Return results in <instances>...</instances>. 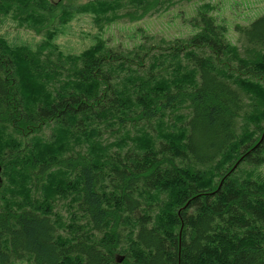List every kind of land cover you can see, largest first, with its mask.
Instances as JSON below:
<instances>
[{
  "label": "trees",
  "instance_id": "16d2710c",
  "mask_svg": "<svg viewBox=\"0 0 264 264\" xmlns=\"http://www.w3.org/2000/svg\"><path fill=\"white\" fill-rule=\"evenodd\" d=\"M163 1L0 0L45 37L0 35V264H264V15L242 52L209 3L187 37L103 38ZM74 11L100 28L79 53Z\"/></svg>",
  "mask_w": 264,
  "mask_h": 264
},
{
  "label": "rangeland",
  "instance_id": "374dc122",
  "mask_svg": "<svg viewBox=\"0 0 264 264\" xmlns=\"http://www.w3.org/2000/svg\"><path fill=\"white\" fill-rule=\"evenodd\" d=\"M89 0H63L64 4L73 9L85 4ZM167 7L165 13L152 14L144 19L131 22L120 17L122 12L117 13L116 20L109 25L103 24V38L109 39L110 45L116 47L121 44L123 47H131L142 38V34H156L159 37L176 38L187 37L195 31L190 21L197 17V11L203 3H209L216 8V20L225 23L227 28V39L236 46L239 52L244 50L236 26L247 25L264 15V0H165ZM163 1V2H165ZM74 17L66 25H57L60 34L57 36V43L66 52L79 53L87 48L94 37L100 31L94 18L88 14L74 11ZM113 15L111 14L110 17ZM11 17L0 20V35L9 38L15 43L31 44L35 47L45 41L44 35L36 34L26 26L18 27ZM141 29L144 32H139ZM139 34H136L138 33ZM241 40V41H240ZM264 52V50L262 51ZM57 211L65 218L68 212L64 204H57ZM67 224H65L66 226ZM12 264H35L30 258L13 259Z\"/></svg>",
  "mask_w": 264,
  "mask_h": 264
}]
</instances>
